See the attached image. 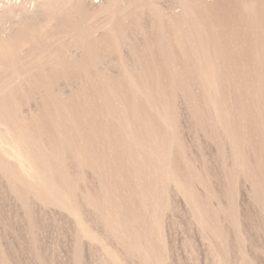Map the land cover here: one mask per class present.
<instances>
[{
	"label": "rangeland",
	"instance_id": "rangeland-1",
	"mask_svg": "<svg viewBox=\"0 0 264 264\" xmlns=\"http://www.w3.org/2000/svg\"><path fill=\"white\" fill-rule=\"evenodd\" d=\"M0 264H264V0H0Z\"/></svg>",
	"mask_w": 264,
	"mask_h": 264
}]
</instances>
